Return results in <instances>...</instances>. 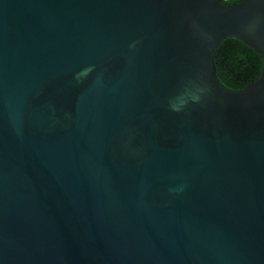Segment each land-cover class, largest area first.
Masks as SVG:
<instances>
[{
	"label": "water",
	"instance_id": "water-1",
	"mask_svg": "<svg viewBox=\"0 0 264 264\" xmlns=\"http://www.w3.org/2000/svg\"><path fill=\"white\" fill-rule=\"evenodd\" d=\"M0 264H264V0H0Z\"/></svg>",
	"mask_w": 264,
	"mask_h": 264
},
{
	"label": "trees",
	"instance_id": "trees-1",
	"mask_svg": "<svg viewBox=\"0 0 264 264\" xmlns=\"http://www.w3.org/2000/svg\"><path fill=\"white\" fill-rule=\"evenodd\" d=\"M217 1L228 5L239 0ZM214 63L220 81L229 88L239 89L258 78L263 58L256 49L241 40L226 38L216 48Z\"/></svg>",
	"mask_w": 264,
	"mask_h": 264
}]
</instances>
